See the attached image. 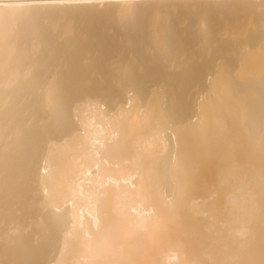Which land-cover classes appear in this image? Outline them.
<instances>
[{"label": "bare ground", "instance_id": "bare-ground-1", "mask_svg": "<svg viewBox=\"0 0 264 264\" xmlns=\"http://www.w3.org/2000/svg\"><path fill=\"white\" fill-rule=\"evenodd\" d=\"M262 156L264 0H0V264H264Z\"/></svg>", "mask_w": 264, "mask_h": 264}, {"label": "rangeland", "instance_id": "rangeland-1", "mask_svg": "<svg viewBox=\"0 0 264 264\" xmlns=\"http://www.w3.org/2000/svg\"><path fill=\"white\" fill-rule=\"evenodd\" d=\"M236 152H239L240 150H239V148L237 147H235V149H234ZM262 152L263 151H261V154H262ZM261 154L259 153L258 155H259V157H257V158H252V161L255 163V162H257L258 161V159L259 158H261ZM263 155V154H262ZM263 158H262V160L264 159V156H262ZM255 159H257V160H255ZM260 161H258L259 163H256V164H261L262 163V161H261V159H259Z\"/></svg>", "mask_w": 264, "mask_h": 264}]
</instances>
